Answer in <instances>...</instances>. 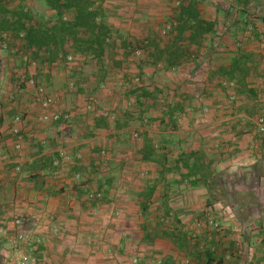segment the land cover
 <instances>
[{
    "label": "crops",
    "instance_id": "obj_1",
    "mask_svg": "<svg viewBox=\"0 0 264 264\" xmlns=\"http://www.w3.org/2000/svg\"><path fill=\"white\" fill-rule=\"evenodd\" d=\"M177 1L180 6L193 2L199 17L214 23L205 41L189 45L198 53L197 64L191 74L203 80L201 85L209 90L206 93L210 95L202 103L194 100L190 104L199 111L191 120L194 126L189 130L186 129L188 120L182 118L181 113H174L170 109L172 106H162L161 109L158 106H137L138 98L129 88L132 85L125 84L128 79L131 82L136 74L150 73L152 77L156 73L154 59L149 55L155 45L162 49L164 45L159 46L154 34L166 22H178L180 7L175 6ZM258 1L264 7V0ZM25 4L30 7L28 0L20 3ZM251 4L250 0H244V3L239 0H103L111 38L118 37L122 41H114V48L108 55L94 58L67 50V55L75 57L72 63H66V57L50 63L46 61L43 50L30 52V49H25L30 53V57L26 55L28 59L23 57L24 65L29 67V76L34 77L37 83L49 86L48 93L57 98L55 109L71 114L68 125L55 126L48 129V134L42 135V131L28 138L20 157H16L9 138L11 117L17 113L31 116L38 111V105L32 96L34 92L28 94L32 88L25 86V89H19L18 85L11 88V84L0 86V150L18 162L22 171L13 175L0 170L4 183L0 188V224H4L6 234L11 235L16 231L11 224L14 215L24 216L32 224L38 222L43 243L35 253L37 264H132L134 257L141 264H150L149 256H157L160 249L169 264H184L187 259L183 260L181 256L193 250L187 251L184 245L178 247L160 240L158 232L143 230L144 223H150L151 218L144 216L141 203L132 193L137 187L134 177L138 172L135 173L131 165L136 159L149 163L153 171L150 178L162 176L165 193L174 191L179 194L177 207L187 209L185 198L190 196V207L200 208L207 201L208 189L196 177H188L187 169L179 161L189 149L198 151L206 161L212 162L210 168L226 192L225 198L214 203L226 210V213L218 208L214 210L219 226L208 230L203 225L199 230L194 229L202 253H198L197 262L191 264H264V141L260 142L251 123L255 113L264 112V22L244 28L241 21L255 14L256 8H249ZM48 12L54 15L53 11ZM175 29L170 33L169 41L174 39ZM143 40L150 43L145 47L143 58H135L128 48L139 46ZM11 45H15L14 39ZM237 57L241 58L246 70L244 81L253 94L251 96L238 94L237 77L229 76L232 62ZM88 63L92 67L83 66ZM62 68H65L64 72H61ZM97 70L105 79L110 77L104 81L113 93L117 86L126 88L129 94H133L136 105L131 108L117 106L116 98L106 94V106H96L95 113L87 112L82 106L81 96L86 98L92 84L96 88L97 83L92 76L97 75ZM168 70L163 65L162 71ZM78 71L88 74L79 75ZM72 75L77 76L73 79L77 82L76 91L67 88L66 81ZM112 77H118L119 81L113 82ZM223 80L235 83L234 92L238 100L232 107L215 105L228 92L221 85ZM180 103L183 104L182 101ZM207 105L210 111L201 114V109ZM188 106L176 107L183 115L189 110ZM104 109L111 117L102 116ZM144 114L154 117L153 121L162 122V125L157 128L155 123L145 126L142 123ZM180 117L181 122L177 124L175 118ZM134 131L144 138L138 139L135 145L131 134ZM146 144L150 149L161 145L162 158L166 160L164 168L158 166L154 155L151 160H142ZM189 145L193 146L189 148ZM213 147L219 149L212 150ZM60 148L72 155L81 154V160L72 168L73 172L82 174L83 182L80 184L72 182L70 174L59 177L55 173L53 162ZM101 150H111L104 167L99 159ZM114 168L119 171L114 170L111 175L120 174L118 186L103 185L101 177L105 176L104 171L110 172ZM88 189L102 190L105 193L103 200L96 204L87 203L84 196ZM180 193L184 196L180 197ZM203 194L205 198L201 200L199 196ZM197 210L178 213L181 229L175 233L177 236L192 229L191 217ZM48 217L63 224L65 233L60 237L49 233ZM10 253L5 237L0 236V264H15ZM227 254L231 255V261L225 262Z\"/></svg>",
    "mask_w": 264,
    "mask_h": 264
},
{
    "label": "rangeland",
    "instance_id": "obj_2",
    "mask_svg": "<svg viewBox=\"0 0 264 264\" xmlns=\"http://www.w3.org/2000/svg\"><path fill=\"white\" fill-rule=\"evenodd\" d=\"M239 1L244 3V0H239ZM250 1L253 4H251V6L249 8H256V9L254 11V13H255L254 15L245 17L246 21H244V20L241 21L242 24L244 25L245 29H247V26H249L253 23L258 24V23H261V21L264 22V13H262V12H264V9H263L264 7L262 6L263 5L262 2H259L258 0H250ZM0 2L3 5H5L6 8H8L10 10H14L18 6H20L19 4L22 2V0H0ZM28 3H29L30 7H27L26 4L24 6L27 7L28 10H30L35 22L43 23V24L47 25V24H51L54 21V15H51L48 12V9H46L42 3V0H28ZM239 6H241L240 3H239ZM161 27H162V25L159 26L158 28L160 29ZM171 34H172V32H171ZM154 35L159 42V46L161 44V45H164V47H165L166 44H168L170 42L168 40V38L170 37V34L165 38H161L158 31H156V33ZM13 39L15 41L14 46L11 45V41ZM21 42H22L21 38L19 36H16L15 32H11V35L9 37V42H8L10 45V48L8 49V51L4 52L2 54V56L0 57V86L1 87H6L7 84H11V88H15L18 85L19 89H25V85L19 83V78L17 79L16 76L18 75V73H21V72H24V74H26L27 76L29 75L28 74L29 73V67L24 65L25 61H23V57L28 55V54H29L28 57H30V53L26 52L27 50H25V48L21 45L22 44ZM207 48H209V47H207ZM186 49H187V51L183 55L184 59L182 58L183 62L179 65L180 67L179 66H178V68L175 67L174 71L172 69H169L168 71H162L163 67H162V69L157 68L156 65H157V63H161L162 65H165L164 62L157 61V63H156L155 60H153V63L155 62L153 67L156 68L155 69L156 73H154L155 76L153 75L149 79V81L147 80L149 82L148 86H147V87H149V89L139 90L138 88H135L131 84L129 79L126 80L127 82L125 84L128 83V84L132 85L129 88H131L133 90H131V89H129V90H131L132 93H134L135 96L138 98L137 106H158L160 109L162 106H172V107H170V109L172 111H174V113H176V114L181 113L180 116L182 118L184 117L186 120H188L187 125H186V129L189 130L190 126H194V123L191 122V120H193L194 117L195 118L197 117L194 115H197V113L199 111L198 108H196V107L193 108L192 106H190V104L194 103L193 102L194 100H197L198 102H201V101L203 102V100L208 99L210 97V95L206 93V92H209V90L208 91L205 90L201 85L203 80H201L199 77H196V76L191 74V71L195 70L194 67L197 64L196 62L198 60V55H197L198 53L195 52L194 48L191 49L190 47H187ZM150 55H149V57H150ZM155 56L156 55H154V57ZM153 63H149V65L150 64L153 65ZM84 65L91 66V63L83 64V66ZM83 66H82V68H83ZM91 67H89V68H91ZM62 69L63 70L61 72H64L65 68H62ZM99 70H97V75L92 76L94 78V83L95 84L97 83V86L100 82H105L104 80H107L110 78V77H108L105 79V77L103 75L99 74V72H100ZM78 72H79V75L88 74L87 72H83V71H78ZM167 72H169L168 73L169 75L167 74ZM123 74H125V73H123ZM140 75H142V74H140ZM72 76L73 77L68 79L66 81V83H68V81H70V80H73L74 77L77 78L76 75H72ZM179 76H180V78H178ZM113 79H114L113 82L119 81L118 77L117 78L114 77ZM107 85H108L109 89L106 90V92H104L103 94H101V92L98 90L97 86L95 88L94 84H92L93 87H91V90H89L90 92H88V95L86 96V98L81 96L82 106H84V104L91 99H96L97 100L96 105H98V106H106V102H107L106 94H110V95H112V97L116 98L117 106H127L128 108H131L133 105H136L135 102L133 101V99H134V97L132 96L133 94H129L128 91L126 90V88L120 89V87L117 86V91L113 93L111 90V87L109 86L108 83H107ZM13 86H15V87H13ZM47 87H49V86L46 84V88ZM76 89H77V82H76ZM13 90H15V89H13ZM201 90H203V92H201ZM30 92L32 93V92H34V90L33 89H31V91L29 90L28 94ZM220 92H222V91H220ZM226 92H227V90H226ZM16 93H17V91H16ZM227 93H225L224 96L222 97V99L219 100V103H215V105H220L222 107L234 106L236 104V102L230 103L228 100V94L229 93L228 94ZM32 96L34 99V95H32ZM169 97H170V99H168ZM181 101L183 102V104L180 103ZM104 102H105V105H104ZM184 104L189 105L187 108H189L190 111L187 110V112L185 111V113L182 115L183 112L182 111L180 112L179 111L180 109L176 106H184ZM207 107L209 108V111H210L209 105H207ZM119 109L124 110V111L126 110L124 107H123V109H121V107H119ZM201 114H206V113L202 112ZM255 114H256V116L254 118H256L258 116L264 117V112H260V113L257 112ZM181 117L179 118L180 121L178 123L181 122ZM139 118L141 119V117H139ZM153 118L154 117L151 118L148 115L144 114V118L142 120V123H144L145 126H153V123H155L156 128L159 125H162V122H154ZM254 118H252V119H254ZM140 119H139V122L141 121ZM140 124H141V122H140ZM166 126H168V125H166ZM49 129H51V128H49ZM160 129H161V127H160ZM173 129H174V126H173ZM138 131H140V130H138ZM169 131H170V129H169ZM41 132L42 131H40V134H41ZM43 132L44 133H42V135L45 133L48 134L49 131H48V129H45V130H43ZM59 132H61V131H59ZM134 132H137V131H134ZM187 132H190V131H187ZM138 134H139V132H138ZM141 137H142V134L140 133L136 139H134V140L131 139L133 141L132 142L133 145H135V142L138 139H140ZM142 139H144V138L142 137ZM160 146L161 145H157V147H153V149H150V147H149V150L147 149L146 152L154 151L153 155L155 157V160L158 161V166L160 168H164L163 166L166 165V160L162 158V153H161L162 150L160 149L161 148ZM189 146H190L189 148H191L193 145H189ZM216 149H219V147L218 148L217 147L212 148V150H216ZM190 150H192V149H189V151H187L186 153H183L181 155L182 158H180L179 161H181L183 159V156H187L191 152H194V151H190ZM109 153L111 154V150L107 151L108 158L110 156ZM173 161L174 160L171 159V162H173ZM177 162H178V160H177ZM101 164L104 167V164L102 162H101ZM131 166H132V170L136 171L135 173L138 172L134 177V180H136V186L137 187H136V189L132 190V193L134 196H136V200L139 201L141 203V205L144 202L143 200H146L145 204H146L147 210H146V212H144L145 213L144 216H148V218H151L150 223H147V224L144 223L143 230L148 229L151 232L152 231L158 232L160 235V236H158L160 240H164L165 242L166 241L170 242L167 238L163 237L162 234H164L163 232H165V231H167V232L170 231V232H173L174 234L179 232L178 230L181 229V226H180L179 219H178V216H179L178 213H180L181 211L195 212V210H197V209L199 210V211L197 210V212L194 213L195 216L191 217L192 229L188 230L187 232L185 231L186 233L184 232V234H186L187 248H189V250H193L192 251L193 256H191V255L181 256V259H183V260L187 259L186 261H184V264H191V262L192 263L197 262V258H198L197 254L202 253V249L199 248L200 244L197 241L198 238L194 235V229L196 228L197 223L201 222L202 219H203L202 220L203 222H201V223H205L206 220H208L210 218H213L218 223V219L215 217V212H214V210H218V209H217V207L213 206L217 200H215L214 198L215 197H218V198L220 197L221 199L225 198L226 192L220 191L219 188L215 187L216 191L213 192V194L215 193V197H214V195H213V198L210 197L209 192H207V195H206L208 197L207 201H206L207 205L205 202V203H203L202 207L196 208V209L195 208L192 209L188 203V201H190V196L186 197L185 202L187 203V207H185V208H187V209H183L181 207H177V205H176L178 203L179 194H176V192H174V191H170V192L165 193V190H164L165 183L161 179L162 176H158L157 178H153V177L150 178L153 171L151 170V167H150L151 165L149 163H147V162L144 163L141 160L136 159L134 161V164H132ZM116 168L111 169L110 172L104 171L105 176L101 177V179L104 180L103 185H107L109 187H113L116 185L118 186V183H119L118 181L120 180V174L117 173L115 175H111V174H114V170H116ZM117 171H119V170H116V172ZM187 182H189V181L187 180ZM218 184H221L219 181V178H218ZM149 193H151L150 196H149ZM185 195L187 196L186 193H185ZM183 196L184 195L182 193H180V197H183ZM200 196H199V198L201 200H203L205 198L204 194L200 195ZM170 200H172V201L170 202ZM215 205L217 206L218 204H215ZM220 210H222L224 212L226 211L225 208H224V210L223 209H220ZM206 228L209 230L211 227H208L206 225ZM161 232H162V234H161ZM162 251L163 250L160 249L161 253L158 254L157 256H149L150 264H169L168 261L166 260V257H163ZM140 252H141V250H140ZM192 252L190 251L191 254H192ZM134 258L137 259V262L136 263L131 262L132 264H141L137 257H134ZM134 258H132V260Z\"/></svg>",
    "mask_w": 264,
    "mask_h": 264
},
{
    "label": "trees",
    "instance_id": "obj_3",
    "mask_svg": "<svg viewBox=\"0 0 264 264\" xmlns=\"http://www.w3.org/2000/svg\"><path fill=\"white\" fill-rule=\"evenodd\" d=\"M42 3L45 8L54 12V21L51 24L35 22L30 10L24 5L19 4L20 6L16 9L10 10L0 2V34L15 32L19 37L22 34L20 37L22 46L30 49V52L43 50L46 61L50 63L64 59L68 53L67 50L101 58L113 50L114 41L122 42L121 38H111V30L102 6L103 0H42ZM179 14L174 39L163 50L154 44V52L150 55L155 62L163 61L167 69L178 67L183 62L186 48L205 41L214 27L213 22H207L199 17L193 2L185 6L181 5ZM240 59L237 57L233 60L229 76L237 77L235 81L240 87L238 94L247 93L251 96L253 94L247 89L244 81L246 70ZM144 147L142 160H151L152 151L146 152L147 149L149 150V145L146 144ZM180 162L187 169L188 177L194 176L198 182L206 185L210 197L213 198V195L215 197V193L213 194L216 191L215 187L223 191L218 184V177L210 168L212 162L206 161L198 151L183 156ZM219 198L214 199L219 200ZM143 201L142 212H146V200ZM163 233V237L170 243L175 242L174 245L178 247L184 245L185 249L189 250L186 235L177 236L170 231ZM187 253L191 255L190 252Z\"/></svg>",
    "mask_w": 264,
    "mask_h": 264
},
{
    "label": "built area",
    "instance_id": "obj_4",
    "mask_svg": "<svg viewBox=\"0 0 264 264\" xmlns=\"http://www.w3.org/2000/svg\"><path fill=\"white\" fill-rule=\"evenodd\" d=\"M177 8L180 7V2H175ZM177 26L176 22H166L163 26L158 29V33L161 38L167 37L173 29ZM11 35V34H10ZM9 34H0V57L2 54L10 48L9 45ZM22 34H20V37ZM147 41L143 40L139 46L128 48V51L135 58H143L145 53V47L147 46ZM25 58H27L25 56ZM28 59V58H27ZM66 63H72L75 60L73 54H68L65 58ZM157 68H162L161 63H157ZM174 71L175 68H172ZM18 78L21 84L30 87L34 90V102L38 105V111L34 112L31 116L25 113H17L11 117L10 128H9V138L12 141L14 156L20 157L25 141L28 138L33 137L36 133L43 131L45 129L60 127L59 125H68L71 120V114L68 111L57 110V98L50 93H48L47 88L43 84L36 82L35 78L32 76H27L24 72L18 73ZM151 78L150 73H144L142 75L136 74L131 78V84L135 88H145L148 86V81ZM148 80V81H147ZM222 87L228 91L229 102H236L238 97L236 96L234 89L235 83L231 80H223L221 83ZM67 88L69 91L76 90V82L70 80L67 83ZM98 90L103 94L108 90V85L106 82H100L97 86ZM96 99H91L87 101L83 108L89 113H95L96 109ZM201 111L207 113L209 108L204 106ZM201 112V113H202ZM102 116L105 118L111 117L109 111L104 109L101 112ZM178 123L179 118H175ZM253 124L254 132L259 137L260 142L264 141V117L258 116L251 120ZM138 132L132 133V138L136 139L138 137ZM155 147H157L155 145ZM58 152V157L54 160L53 166L56 168V174L60 176H65L70 174V180L74 183L80 184L83 182V176L79 172H73V167L81 160L82 156L80 153L75 155L70 154L68 150L60 148ZM100 161L106 166L108 154L106 150H101L99 152ZM0 170L4 172H9L13 175L21 174V166L18 162L10 159V156L5 154L0 150ZM4 185L3 180L0 178V188ZM104 192L98 189H88L85 193L84 200L89 204H96L103 200ZM216 207V205H214ZM219 210L223 207H217ZM95 215V208L92 210ZM11 224L16 229L14 234L7 235L6 228L4 224H0V236L5 237V245L8 247L10 253V259L14 261L15 264H37L36 251L43 243V238L39 233L38 222L31 223L28 218L20 215H14L11 218ZM207 225L213 229L218 227V223L213 218L206 220L205 223L198 222L196 229L199 230ZM47 230L54 237H60L65 233V226L60 222H57L53 217H48ZM225 262L231 261V255L227 254L224 258ZM133 263L137 262V259L132 260Z\"/></svg>",
    "mask_w": 264,
    "mask_h": 264
}]
</instances>
